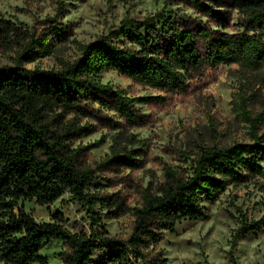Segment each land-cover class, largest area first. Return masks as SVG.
I'll return each instance as SVG.
<instances>
[{
	"label": "trees",
	"instance_id": "trees-1",
	"mask_svg": "<svg viewBox=\"0 0 264 264\" xmlns=\"http://www.w3.org/2000/svg\"><path fill=\"white\" fill-rule=\"evenodd\" d=\"M234 20L238 29L230 32ZM70 33L55 17L29 28L0 16V48L14 53L12 64L0 67V263L51 264L41 250L57 240L63 245L59 264H169L159 248L164 232H173L182 220L201 219L203 203L229 185L264 174V107L253 113L244 102L237 104L248 142L198 145L182 154L189 166L165 165L162 180L145 187L132 176L145 163L144 140L125 128L147 123L138 104L163 97L128 96L104 83L102 73L114 70L134 84L177 95L208 70L236 63L257 71L264 88V0H165L160 10L126 15L106 34L79 43L78 56L60 60L56 69L24 66L52 54ZM97 127L115 134L109 153L90 162L88 146L73 143ZM99 173L110 175L103 176L110 186L127 187L137 202L127 201L129 191H91ZM65 193L86 210L89 231L69 230L60 210L37 221L19 203L34 199L49 205ZM123 215L132 218L129 233L110 235L102 218ZM262 226L240 220L233 245ZM229 255L227 264H236L232 251Z\"/></svg>",
	"mask_w": 264,
	"mask_h": 264
},
{
	"label": "rangeland",
	"instance_id": "rangeland-1",
	"mask_svg": "<svg viewBox=\"0 0 264 264\" xmlns=\"http://www.w3.org/2000/svg\"><path fill=\"white\" fill-rule=\"evenodd\" d=\"M165 0H0V16L16 19L31 28L37 20L55 17L58 23L71 28L64 40L57 41L52 54L33 62H26L29 69H56L60 60L72 61L78 54V44L88 43L119 24L126 15L142 17L163 7ZM169 6L167 9L176 8ZM185 11H188L185 9ZM235 25L228 29H238ZM14 53L0 48V67L11 65ZM102 81L122 89L128 96H162L161 102L138 104L146 116L143 126L125 128L138 139L144 140L142 168L133 173L143 186H155L162 180L163 167L189 166L182 154L192 153L198 145L228 146L235 142H248V125L238 113L237 104L244 102L253 113L264 107V88L257 71L243 68L236 63L220 64L208 70L205 77L191 85L187 93L167 95L160 91L134 84L119 76L114 70L102 73ZM264 129V125L262 126ZM115 130L97 127L92 133L78 138L73 145L88 146L90 162L101 160L109 153ZM264 168V162H262ZM89 188L105 192L123 190L121 184L110 186L100 173ZM130 192V191H129ZM127 201L133 205L137 196L130 192ZM19 203L37 221H48L50 213L60 210L66 227L72 232L89 231L86 210L65 193L49 205H39L34 199H22ZM204 216L177 223L173 232H164L159 243L169 264H227L229 253L236 264H264V174L250 182L229 185L219 197L203 203ZM98 212L104 211L97 207ZM262 221L261 231L247 234L233 245V236L240 220ZM101 223L109 234L125 237L132 218L123 215L114 219L102 218ZM60 241L52 240L44 245L41 254L51 264H59ZM95 259L99 253L94 252ZM2 264V263H0Z\"/></svg>",
	"mask_w": 264,
	"mask_h": 264
}]
</instances>
